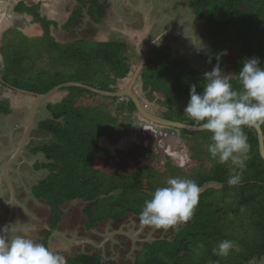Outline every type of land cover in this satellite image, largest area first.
Here are the masks:
<instances>
[{
    "label": "trees",
    "instance_id": "16d2710c",
    "mask_svg": "<svg viewBox=\"0 0 264 264\" xmlns=\"http://www.w3.org/2000/svg\"><path fill=\"white\" fill-rule=\"evenodd\" d=\"M101 1L79 0L81 6L72 15L71 22L81 15L87 5L91 15L97 20L101 19L107 6L106 0ZM189 6L194 8L197 19L205 20L204 37L209 38L210 56L213 61H217L215 58L217 53L227 50L232 42L236 44L239 56L234 62L235 73L232 78L234 87H240L235 74L241 70L245 60L257 58L260 67L264 68V0H190ZM18 10L34 15V21L44 29V38L49 39L48 46L51 51L60 57L66 55V61L73 57L75 63L79 64L77 72L69 82H82L115 92L124 87L127 77L136 70L131 58L137 57L139 60L140 58L135 52L129 54L127 43L119 40L59 42L51 35L53 23L50 20L36 10L25 9L22 5L18 6ZM3 41V63L13 62L7 66V72L3 74L0 84L7 86L8 89L45 94L55 86L67 82L61 73L50 76L46 71L41 72L39 75L41 79L38 80L25 77L31 70L28 64L31 63L34 54L31 57L32 52L25 46L19 49L5 46V37ZM15 42L12 40L11 44ZM164 47L167 52H163L164 50L162 53L158 52L157 47L152 50L154 56L147 59L135 88L143 102L146 100L152 103L156 100L152 93L157 90L151 85L162 89L163 95L172 96L171 88L168 86L169 78L172 77L173 81L175 79V86L179 84L176 95L181 99L178 103H185L183 100L190 98L191 84L195 83L197 91L203 92L204 73L190 67L183 57L175 56L167 45ZM158 60L164 62L159 64L162 66L156 73L157 64L154 62ZM220 62L225 63L223 56ZM92 63L96 65L93 66ZM96 66L94 75L86 74L85 69ZM104 70L108 81L94 86L93 77H96L97 72ZM50 77L52 79L48 80ZM63 89L70 91L69 97L61 103H48L47 110L53 117L38 124L40 130L51 134L53 139L32 149L34 155L40 153L44 155V160L39 161L36 167L49 172L46 178L33 187L34 196L46 199L51 208L50 227L44 239L47 247L49 238L63 221V206L66 203L77 200L90 203L84 207L83 214L86 217V229L94 230L102 224L120 221L128 215L139 217L144 201L151 198L155 189L163 187L157 185L159 180L151 165L141 166L134 172H120L119 168L108 172L98 167L100 161L102 165H106L111 159V153L103 147L101 138H107L115 143V131L119 125L118 116H113L105 109L98 110L101 105H97V100L106 98L114 103H120L118 109L121 115L139 114L130 97H108L79 86H68ZM86 102H91V106L84 107ZM164 108V112L159 116L193 125L184 114V109L169 106ZM11 111V106L0 98V115L10 114ZM261 127L264 132V125ZM161 131L165 132L162 128ZM244 132L248 137L250 150L241 182L232 187L227 183L229 165H222L210 156L208 152L210 133L206 131L200 133L202 134L200 151L195 147L194 150L197 149L198 153L194 158L200 159L201 152L207 155L213 164L210 169H197L187 177L200 187L199 203L192 219L187 224L177 225L171 238L159 237L146 242L133 264H251L263 260L264 159L260 154L257 130L245 127ZM137 149L139 151V147L134 151ZM138 151L137 154L143 158L150 154L144 148ZM135 155L133 153L131 157L136 158ZM172 166L175 168V165L169 162L170 173H173ZM177 173L180 174L176 169ZM173 178H176L174 173ZM224 239L234 241L239 251H232L226 258L213 255L212 249ZM66 264L118 263L112 259H105L101 253L79 252L68 258Z\"/></svg>",
    "mask_w": 264,
    "mask_h": 264
},
{
    "label": "rangeland",
    "instance_id": "374dc122",
    "mask_svg": "<svg viewBox=\"0 0 264 264\" xmlns=\"http://www.w3.org/2000/svg\"><path fill=\"white\" fill-rule=\"evenodd\" d=\"M189 0H185L184 4L187 5ZM158 10L160 9V6L157 5ZM174 7V6H173ZM134 8H139V11L146 17L148 14H150V5L148 3L141 2V5L134 6ZM165 8V7H163ZM194 8H190L185 12L186 18L184 20L179 19V16L175 15V18H168V15L171 16L174 14L173 12H169L168 15L164 18L163 24H168L169 21L172 23L176 17L177 21L175 23L182 22L183 28H185V32L183 34H178V35H171L169 38L173 39V36L176 39H173L176 42H180V45H184L183 48L179 49L180 52H174L173 54L175 56H180L186 59L187 63L192 67L193 69H198L202 71L203 73L210 72L214 66H216L217 61H213L210 63L209 66H205L204 68L199 67L198 63L196 64V55L197 52L203 51V52H209L210 56V41L209 38H204V30H203V25L201 22H198L195 15L191 13V10ZM189 11V12H188ZM167 13V11H165ZM155 17L153 15H150V20H146V27L147 30L149 26L153 25L155 26L154 22H157L154 20ZM197 19V20H196ZM200 21V20H199ZM154 23V24H153ZM174 23V22H173ZM162 24V25H163ZM193 24H196L195 27H192ZM26 25V22L21 18L18 14H15V19L13 24H11L9 27H6L5 24H3L2 29L9 31V36L7 37V34L5 33V38H6V44L5 46H12L13 48H22L25 46L26 48L29 49L31 54V63L28 65L31 67V70L27 72L25 77H28L29 79L32 80H38L41 79L39 75L41 72L46 71L50 76H53V74H58L61 73L64 77L63 79L67 82H69V79L72 78V76L77 72V69L79 67V64L75 63L74 58L72 57L71 60L68 59L66 61L67 56L60 57L59 54L51 51L49 49L48 43L49 39L44 38V36H30L22 33L20 31V28L24 27ZM175 26V25H174ZM193 28V29H192ZM176 29V28H175ZM175 29L173 30L175 32ZM1 33V31H0ZM154 33V29L152 32ZM148 34L147 38L145 39L146 44H145V51L148 49L149 51V57H153L154 53L152 54V50L155 47H157V51L161 52L164 50V44L161 43H155L154 42H148L149 40L152 41L154 38L153 35ZM167 33V32H166ZM169 34H172V30L169 31ZM10 35H13L10 38ZM182 39H179V38ZM10 38V39H9ZM132 39V37H131ZM16 40L17 42L11 44L10 41ZM197 43L199 46H203L201 49L197 50V47H194L191 44L193 41ZM137 41V40H135ZM10 42V43H9ZM18 43V45H17ZM150 43V44H149ZM47 45V47H46ZM153 45V46H152ZM2 47L3 44H0ZM168 46V45H167ZM170 48V46H168ZM153 48V49H152ZM160 48V49H158ZM187 48L190 50V54L185 55V49ZM152 49V50H151ZM142 51V50H141ZM227 55H223V59L225 63H221L219 61L220 67L222 69V72L226 75L233 74L235 73V67H234V62L236 58L239 56L237 49H236V44L232 42L229 47L227 48ZM144 52V50L142 51ZM163 52H167V50H164ZM148 57V56H147ZM70 60V61H69ZM13 61H10V63L5 62L3 63L2 61V66H0V73L5 74L7 71V66L11 65ZM164 61L163 60H158L155 61L156 63V73L160 69V67ZM98 63V62H97ZM92 65H96V63H92ZM204 66V65H203ZM97 68L96 67H89V69H85L86 74L91 75L93 73L94 75V70ZM107 69V68H106ZM106 70L104 71H99L96 74V77H93L92 84L94 86L99 85L100 83H105L108 81V77H106L105 74ZM84 77V76H82ZM140 77V76H139ZM170 77V76H169ZM52 78H48V80H51ZM169 85L172 92V96H166L163 95L162 89H159L157 87L152 88L154 90H157V92H153L152 95L156 98L151 104L150 108L154 111V114L156 115H161V112H164V107L169 106L171 108L175 107L178 109H184L187 106V100L190 98L187 97V100H183L185 103L179 104V100L181 99L180 96L176 95V88H178L179 84H176L175 86V79L173 81V78H169ZM188 79V78H186ZM132 80H127L124 82V87L121 89H126ZM181 82V80H178ZM66 82V83H67ZM177 82V81H176ZM136 85V84H135ZM65 88V87H64ZM135 89V87H134ZM138 89V88H137ZM161 90V91H160ZM15 90L14 89H8L7 86H4L0 84V98L6 101L9 106L12 104V100L15 97H11L12 94H14ZM35 95H41V94H35ZM70 91L65 89L60 92H57L56 95H54L51 98L52 103H61L63 100H65L67 97H69ZM51 97V96H49ZM48 97V98H49ZM44 98L42 99L43 102L48 99ZM97 105H101L98 110L103 111L105 109L106 111L110 112L113 116H118V125L120 128H126L128 131H131V126L129 124L136 122L141 125L143 124H148V120L143 118L141 115L138 113H126V114H120L118 109V105L120 103H114L113 101H110L106 98H99ZM157 101V102H156ZM143 102V100H142ZM145 103H148V101H144ZM143 102V104H144ZM179 104V105H178ZM91 106V102H86L84 104V107H89ZM120 115V116H119ZM128 115V116H126ZM127 117L125 119L124 117ZM161 128L165 131L168 132L170 136H174L173 140H168L165 141L164 139L156 138L154 136L150 137L149 135L147 136L146 133L143 131V128L140 129L138 128L137 132V140L131 139L127 136H119L120 139L118 142L122 144L123 141V146L127 149H131L134 147V145H144V142L147 141V145L144 147H150L152 154L148 157H145V159H132L131 157L126 156L125 158H128L131 163H125L123 160V156L120 154V152L115 149L111 150V144L113 146H117V141H115V144L112 142L107 143V148L110 150L111 153V159L108 160V164L102 165V162L100 161L98 166L99 168H102L104 171H111L112 169H120V172H134L139 167L144 166V165H151L153 166V169L156 171V177L159 180L157 182V185H163L166 186V181L169 178H173V173L175 174L176 177L179 178H186L188 175H190L192 172H195L197 169L198 170H208L211 168L213 162L210 158H208L207 155L204 153L200 152L201 158L197 159L194 158L195 154L197 155L198 151L197 149L200 148L201 144V136L200 134L203 131H183V128H175L172 126H167L160 124ZM113 126V125H112ZM111 126V127H112ZM160 128V129H161ZM136 129V128H135ZM134 129V130H135ZM174 132V133H171ZM188 144V145H187ZM171 146L173 150H177V159H170L172 154L169 156L166 154L168 153V147ZM106 148L105 146H103ZM110 147V148H109ZM194 147V148H193ZM195 147H197L196 150ZM114 149V148H113ZM149 149V148H148ZM192 149V150H191ZM200 151V149H199ZM166 152V153H165ZM181 154H180V153ZM169 154V153H168ZM182 154L187 157H184ZM41 155V154H40ZM42 156V155H41ZM199 156V154H198ZM183 159L180 161L179 159ZM123 158V159H122ZM43 156H42V158ZM169 162L172 163V165H175V168L180 174H176V169L172 166V171L173 173H170L168 170V164ZM47 172V171H46ZM212 184H209V186ZM72 202V203H66L63 206L64 210V217L63 221L60 224L58 228V232L56 233V239L53 241L52 246L50 249H52L55 252H58L62 254L66 261L68 258H70L72 255L79 253V252H86V253H101L105 259H112L116 261L118 264H125V263H130L133 264L135 257L138 255L139 252L144 247V244L146 242H150L156 238L163 237V238H171L174 235V231L176 229V226L169 227L168 229H157L152 226L148 225H143L140 222L139 217L134 216V215H128L126 218L120 220V221H110L109 223L102 224L99 228L94 229V230H87L85 228V221L86 217L83 214V209L85 206L89 205L90 203L88 202ZM92 209V208H91ZM40 214V220L39 223L36 224L38 225L37 227H31L29 228L28 234H30L29 239H32L35 242L41 243L40 239L43 238V232L46 230V228H49V218H50V212L46 207H41V211L38 212ZM66 215V217H65ZM29 223L25 224L24 228L29 227ZM70 239V241L68 240ZM254 264H264V260L259 262V263H254Z\"/></svg>",
    "mask_w": 264,
    "mask_h": 264
},
{
    "label": "crops",
    "instance_id": "0c3cea01",
    "mask_svg": "<svg viewBox=\"0 0 264 264\" xmlns=\"http://www.w3.org/2000/svg\"><path fill=\"white\" fill-rule=\"evenodd\" d=\"M141 2L150 5V14L146 17L139 11V8H134V6L139 7ZM184 2L185 0H106L105 14L101 19H95L89 11V5H87L81 15L75 17L71 22L72 15L81 6L79 0H0V44H4L5 33L7 37L10 34L8 29H2L3 24L6 27L13 24L15 14H18L26 22V25L20 28L22 33L30 36L45 35L44 29L34 21L33 14L18 10V6L22 5L25 9L36 10L41 16L51 21L53 23L50 29L51 35L59 42L119 40L127 43L129 54L135 52L140 58V60L137 57L131 58L136 70L127 77L126 81L132 80L141 65V53H145L146 61L149 58V50L146 49L145 51V39L153 29L154 33H150V35H153L154 38L148 42H154V44L162 42L178 53L180 52L179 49L183 48L184 45L173 40L176 39L174 36L173 39L169 38L173 34L178 35L185 32V28L181 30L182 22L179 23L181 25L175 23L177 17L173 21L174 23L169 21L168 24H163V20L169 12L174 14L168 15V18H175L176 15L179 16V19L184 20L186 18L185 12L191 8L189 6L190 0L187 5ZM157 5L160 6L159 10ZM191 13L195 15L194 10H191ZM150 15H153L157 22H154V27L151 23L147 30L146 20H150ZM197 21L203 24L201 26L205 31V20ZM195 26L196 24L192 25V27ZM171 30L172 34H169ZM12 36L10 35V38ZM194 43L197 44L195 40L191 43L193 49L197 47ZM184 49L186 50L185 55L191 53L189 49ZM207 56H209V52H197L196 64L198 63L199 67L202 68L209 66V57ZM2 61V47L0 46V66H2ZM211 62H213V58H211ZM2 76L3 73H0V81H2ZM63 88L53 93L44 102L42 99L40 100L39 95H35L36 93L16 89L11 95L12 98L15 97L12 100L11 113L0 115V229L9 228V235H22L29 238L28 229L39 223L40 214L38 212L41 211V207H46L51 212L47 200L37 198L33 194V187L46 178L49 172L46 169L36 167V164L43 160L41 158L42 156L44 158V155L41 153L42 156L40 154L34 155L32 149L53 139L51 134L41 131L38 124L44 119L53 117L47 110V104L51 102V98L57 92L65 90ZM33 110L35 111L34 123L28 137H26L25 132ZM64 210L66 211V209ZM27 223H29V227L24 228ZM48 229L46 228L43 232V238L40 239L44 245L45 233ZM57 232L58 229L49 238V248L56 239ZM68 240L70 241V239Z\"/></svg>",
    "mask_w": 264,
    "mask_h": 264
},
{
    "label": "clouds",
    "instance_id": "9594fccd",
    "mask_svg": "<svg viewBox=\"0 0 264 264\" xmlns=\"http://www.w3.org/2000/svg\"><path fill=\"white\" fill-rule=\"evenodd\" d=\"M195 45L198 50L203 47ZM223 55H227L226 50L216 54V66L204 73L202 93L197 91L195 83L190 85V99L184 114L193 122V127L210 133L208 152L216 162L229 165L227 183L232 187L241 182L250 150L244 128L264 125V68L260 67L257 58L245 60L241 70L235 74L240 85L236 88L232 83L233 74H224L220 67L219 61ZM208 62L211 63V57ZM134 90L139 95L136 88ZM101 143L104 146L105 142ZM199 195L200 187L195 181L169 178L166 186L155 189L151 198L144 201L139 214L140 222L157 229L187 224L199 203ZM232 251H239V247L228 239L220 241L212 249L213 255L225 258ZM66 262L62 254L44 244L22 235H9L7 227L0 229V264Z\"/></svg>",
    "mask_w": 264,
    "mask_h": 264
},
{
    "label": "water",
    "instance_id": "95a60500",
    "mask_svg": "<svg viewBox=\"0 0 264 264\" xmlns=\"http://www.w3.org/2000/svg\"><path fill=\"white\" fill-rule=\"evenodd\" d=\"M141 56H142L141 65L137 69V71H136V73H135L130 85L126 89H120L118 91L112 92V91H106V90H103V89L95 88V87H92V86L87 85V84L82 83V82L73 81V82H67V83H63V84L57 85L53 89L48 91L47 93L39 95V98H40V100L44 99V98H48L53 93H55L56 91H58L59 89H61L63 87L79 86V87L87 88V89H89L91 91H94L96 93H99L101 95L108 96V97H125V96L130 97L134 101L139 114L143 118H145L146 120L151 121L153 123L163 124V125H167V126H172V127H175V128H183V129H187V130H190V131H202L199 128L193 127V125H191V124L170 120V119L161 117L159 115H156V114L150 112L147 109V107L142 103L141 99L139 98V95L134 90L135 82L137 81L138 77L141 74V71L143 70V68H144V66L146 64L145 53H141ZM34 112L35 111L33 110L32 114L30 116V121H29V123L27 125V129H26V132H25V136L26 137H28L30 129L33 126V123H34L33 122V120H34ZM253 128H255L257 130L260 154H261L262 158L264 159V132H263V129H262L261 126L260 127H253ZM26 137H25V139H26Z\"/></svg>",
    "mask_w": 264,
    "mask_h": 264
},
{
    "label": "flooded vegetation",
    "instance_id": "af4514ba",
    "mask_svg": "<svg viewBox=\"0 0 264 264\" xmlns=\"http://www.w3.org/2000/svg\"><path fill=\"white\" fill-rule=\"evenodd\" d=\"M150 102H148V103H145L144 102V105L147 107V109L150 111V112H152V113H154V111L150 108ZM130 126H131V131H128V129H127V126H126V128L124 129V128H120L119 126H118V128H117V130L115 131V137H116V141L118 142V140L120 139V137L119 136H121V135H123V136H127V137H129V138H131V139H135V140H137V132H138V128H140V129H142L143 128V131L146 133V135L148 136H150V137H152V136H154V137H156V138H162V139H164L165 141H168V140H173L174 139V137L173 136H170L169 134H167L166 132H163V131H161V129H160V124H150V123H148V124H143V125H141V124H139V123H136V122H133V123H131V124H129ZM156 125H158V126H156ZM136 128V129H135ZM135 129V130H134ZM139 133V132H138ZM101 141H103V142H105L104 143V146L106 147L107 146V143L108 142H112V143H114L113 141H111V140H109V139H105L104 137H102L101 138ZM115 144V143H114ZM122 144H123V141H122ZM122 144H120L119 142L117 143V146H113L112 144H111V150H115V149H117L119 152H120V154L123 156V158H125L126 156H128V157H131V154H133V153H135L136 155H135V157L136 158H133V157H131L132 159H138V161H140V159H145V157H147L149 154H146V156L143 158V156H139L138 154H137V151H138V149L136 150V151H134L135 149H136V147H139V151H142V149L144 148L146 151H149L150 152V155L152 154V151H151V149H150V147L148 146V147H144V146H146L147 145V141H145L144 142V145H134V147L133 148H131V149H127V148H125ZM108 147V146H107ZM106 147V149H108ZM114 148V149H113ZM141 148V149H140ZM149 148V149H148ZM109 150V149H108ZM110 151V150H109ZM138 151V152H139ZM169 155L170 154H172V156L170 157V159L172 158L173 160L174 159H177L176 157H177V150H173L172 149V147L170 146L169 147ZM166 153V152H165ZM180 153V152H179ZM181 154V153H180ZM149 155V156H150ZM184 157H187V155L185 156L184 154H182ZM148 156V157H149ZM122 158V159H123ZM183 159V157L182 158H180L179 160L181 161ZM125 163H131L130 162V160L128 159V158H125L124 160H123ZM140 168V167H139ZM138 170V169H137ZM136 170V171H137Z\"/></svg>",
    "mask_w": 264,
    "mask_h": 264
}]
</instances>
